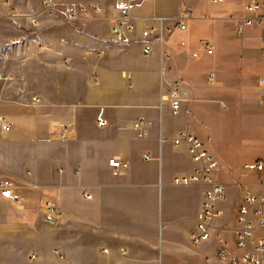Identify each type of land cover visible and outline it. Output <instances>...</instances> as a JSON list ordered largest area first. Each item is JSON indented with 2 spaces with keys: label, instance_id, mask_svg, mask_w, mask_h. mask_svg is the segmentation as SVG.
Returning <instances> with one entry per match:
<instances>
[{
  "label": "crops",
  "instance_id": "crops-1",
  "mask_svg": "<svg viewBox=\"0 0 264 264\" xmlns=\"http://www.w3.org/2000/svg\"><path fill=\"white\" fill-rule=\"evenodd\" d=\"M116 1L61 3H100L110 25ZM245 5L246 0H134L131 15L138 28L159 24L171 28V33L161 45L153 42L155 49L149 56L138 46L112 44L107 35L105 40L114 47L101 48L97 52L101 57L96 59L95 53L84 47L89 43L82 41V55L73 61L74 72L68 78L72 90H63L71 96L57 106L49 105L47 98L34 103L37 96L28 88L17 87V30L11 25L7 35L0 25V76L13 78L0 82V117L10 126L8 133L0 131V185L9 181L15 196L14 201L0 197V205L13 204L17 211L30 212L39 204L40 190L47 200L37 207L40 221L53 223L44 214L45 202L57 207L60 203L59 218L71 220L75 218L71 202L76 192L73 201L76 199L78 223L86 241L78 239L77 252L84 253L85 244L95 240L93 255L104 250L109 254L102 264H167L170 260L165 257L175 259L174 264H180L182 257L216 259L221 247L232 256L240 255L242 251L234 246L233 228L242 188L247 186L258 194L264 192V186L254 174H249L256 180L254 184L237 182L200 113L205 104L220 110L236 108L243 115L258 116L264 128V107L253 85L264 75V31L244 28L238 34L240 21L252 16ZM182 12L190 13L183 31L175 24ZM206 44L213 50L210 55ZM202 59L203 69L193 67ZM91 74L97 84L91 81ZM209 74L214 76L213 85L207 82ZM175 80L185 90L178 115L164 99L166 85ZM100 111L107 121L105 130L96 126ZM136 122L143 124L144 134L133 128ZM253 124L249 121L248 126ZM62 127L69 128V134L60 141ZM182 131L201 139L218 160L221 169L217 181L227 194L213 237L199 246H192L188 235L207 186L171 184L174 175L193 170L185 148L172 146L171 140ZM144 155L150 156L148 162ZM111 158L128 164L122 176L112 175L108 166ZM42 176L48 181L41 186ZM84 192L90 200L84 199Z\"/></svg>",
  "mask_w": 264,
  "mask_h": 264
},
{
  "label": "rangeland",
  "instance_id": "rangeland-1",
  "mask_svg": "<svg viewBox=\"0 0 264 264\" xmlns=\"http://www.w3.org/2000/svg\"><path fill=\"white\" fill-rule=\"evenodd\" d=\"M41 1L11 0L13 7L23 15L19 18L20 21L16 22L6 16V11L0 5V25H2V33L7 35L11 25L17 30L15 34L17 38V87L28 88L40 102L43 103L44 98H47L50 101L49 105L57 106L65 103L71 96L67 97L64 92L72 90V86L68 84V78L71 77V72H74L73 61L82 55L80 48L82 41L89 43L84 47L87 51L95 53L96 59L101 57L100 53L97 54L101 48L105 50L106 47L114 46L108 45V41L105 40V36L109 35V21L105 11L103 16H92L88 20L67 22L61 17L59 11L61 6L67 3H61L63 0H51L58 10L57 17L51 18L40 7ZM31 20L36 23L32 24ZM9 38L14 37L9 36ZM204 65L205 61L202 59L193 67L203 69ZM93 75H89L92 82L97 80ZM6 76L13 79L11 75L0 76V78ZM52 82L53 86H51ZM200 83L205 89V84L202 81ZM202 107L205 111L200 113V119L209 125L210 132L218 141V147L221 149L220 156L229 163L228 166L233 170L237 182L241 185L256 183V180L243 169V165L258 159L264 161V128L261 121H258V116L243 115L242 110L236 108L220 110L213 104H205ZM249 121L254 123L252 127L248 126ZM60 132L61 128L59 134ZM58 138L60 141L66 140L61 137V134ZM249 140H254V142L249 143ZM46 181H48L46 176H42L39 185H45ZM37 192L41 195L37 205L39 207L41 201L47 200H45L44 192L40 190ZM73 194L71 204L75 206H72L71 210L75 218L71 220L55 218L53 223L40 221L41 213L37 207L30 212L29 210L21 212L17 211L13 204L0 205V215L3 217L0 221V264H102L100 261L107 260L109 254L98 251L93 255L92 252L96 248L95 240L86 243L84 253L78 254L77 246L80 241L78 239H82L81 243L86 241L83 240L82 225L78 223L76 199L73 201L75 197L77 198V193ZM58 205L60 214L61 205L60 203ZM54 248L64 251L63 260L53 254ZM229 249L233 250L232 242L229 244ZM123 253H126V250ZM165 259L170 260L166 261L167 264L175 262V259L174 261L166 257ZM219 261L217 258L204 260L196 259V257H182L180 264H204V262L221 264Z\"/></svg>",
  "mask_w": 264,
  "mask_h": 264
},
{
  "label": "built area",
  "instance_id": "built-area-1",
  "mask_svg": "<svg viewBox=\"0 0 264 264\" xmlns=\"http://www.w3.org/2000/svg\"><path fill=\"white\" fill-rule=\"evenodd\" d=\"M1 1V8L6 11V16L11 21L16 22L21 16L23 17L13 7L11 0ZM133 3L134 0L116 1V15L111 19L109 25L110 42L121 47L138 46L144 56H149L155 49L153 42L161 45L172 29L159 24L144 26L142 29L138 28L131 15ZM40 7L49 17H57V7L51 0H42ZM245 10L252 16L240 21L237 27L238 34H241L244 28H259L264 31V0H246ZM59 11L61 17L67 22L88 20L92 16L104 15V8L100 3H67V5H62ZM188 19H190L188 12H182L177 16L175 24L179 30L185 29V22ZM31 23L35 24L36 21L31 20ZM204 48L209 55L212 54L213 50L210 45L206 44ZM262 54L264 57V37L262 38ZM168 71L170 72L167 69ZM0 80L8 81L11 78L6 76ZM207 82L210 85L214 84L213 74L208 75ZM97 83L98 81L95 80L94 84ZM254 89L259 103L264 107V75L256 79ZM184 97L185 90L180 81L175 80L166 85L164 99L169 103L174 115L181 112ZM33 101L37 103L39 99L33 98ZM95 122L98 129H106L107 121L103 112H99ZM133 128L140 134L145 132L141 122H136ZM0 131L3 133L10 131V126L3 117H0ZM60 134L64 139L69 134L68 128H61ZM171 142L174 148H185L190 163L193 165V170L190 173L174 175L171 184L174 186H207L194 221V228L188 235L189 243L192 246H199L211 240L216 231L217 222L224 214L227 194L224 187L217 181L221 169L220 164L207 145L188 131L179 132ZM143 160L148 162L150 156L144 155ZM108 166L114 177L122 176L128 169L126 162L116 158L109 159ZM243 169L248 174L257 176L260 184L264 186V162L257 161L245 165ZM0 197L6 200H15L12 184L7 180L0 185ZM83 197L86 200L91 199V196L86 192L83 193ZM44 214L53 219L52 221L60 216L57 206L51 203L44 204ZM233 236L235 248L242 253L238 256H232L226 248L221 247L216 251L215 257L217 259L225 264H264V192L254 194L250 192L247 186H243L242 201L235 211ZM103 253H107V251L104 250ZM53 254L60 260L64 259V253L59 249L54 248Z\"/></svg>",
  "mask_w": 264,
  "mask_h": 264
},
{
  "label": "water",
  "instance_id": "water-1",
  "mask_svg": "<svg viewBox=\"0 0 264 264\" xmlns=\"http://www.w3.org/2000/svg\"><path fill=\"white\" fill-rule=\"evenodd\" d=\"M53 222V221H52Z\"/></svg>",
  "mask_w": 264,
  "mask_h": 264
}]
</instances>
